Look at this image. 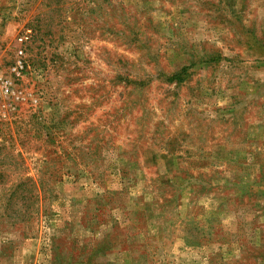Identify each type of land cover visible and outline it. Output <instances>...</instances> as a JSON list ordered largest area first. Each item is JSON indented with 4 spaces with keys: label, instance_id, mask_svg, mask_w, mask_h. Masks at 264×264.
I'll return each instance as SVG.
<instances>
[{
    "label": "rangeland",
    "instance_id": "1",
    "mask_svg": "<svg viewBox=\"0 0 264 264\" xmlns=\"http://www.w3.org/2000/svg\"><path fill=\"white\" fill-rule=\"evenodd\" d=\"M0 264H264V0H0Z\"/></svg>",
    "mask_w": 264,
    "mask_h": 264
},
{
    "label": "trees",
    "instance_id": "2",
    "mask_svg": "<svg viewBox=\"0 0 264 264\" xmlns=\"http://www.w3.org/2000/svg\"><path fill=\"white\" fill-rule=\"evenodd\" d=\"M176 77H178V76H176Z\"/></svg>",
    "mask_w": 264,
    "mask_h": 264
}]
</instances>
